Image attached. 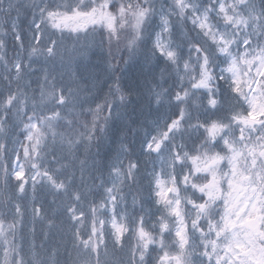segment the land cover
<instances>
[{
  "label": "snow or ice",
  "instance_id": "6c2138e0",
  "mask_svg": "<svg viewBox=\"0 0 264 264\" xmlns=\"http://www.w3.org/2000/svg\"><path fill=\"white\" fill-rule=\"evenodd\" d=\"M188 23L195 35L185 34ZM57 32L107 44L102 99L63 83ZM114 45L129 61L158 54L174 74L170 88L164 70L149 87L156 112L175 111L142 143L161 165L148 174L147 195L130 144L120 148L127 165L99 151L132 103ZM13 136L15 159L0 163V264H264V0H0V153ZM38 189L66 198L70 243L49 246L46 232L37 242L25 223L19 201L29 190L33 217L46 219Z\"/></svg>",
  "mask_w": 264,
  "mask_h": 264
},
{
  "label": "trees",
  "instance_id": "16d2710c",
  "mask_svg": "<svg viewBox=\"0 0 264 264\" xmlns=\"http://www.w3.org/2000/svg\"><path fill=\"white\" fill-rule=\"evenodd\" d=\"M168 2H171V0H168ZM190 29H192V25H190V23L186 24L184 26L185 34L189 36L195 35V32L189 31ZM51 32L52 30H49L48 34L51 35ZM26 37L27 33L24 38L25 46L32 42V39L30 40L29 38V41L26 40ZM52 38L58 41L57 50L58 53L62 54L60 58V55L56 58L55 64L58 73L63 76L64 84L75 85L78 83L80 88L96 89V86L103 81L105 83L111 81L112 73L110 69L111 57L109 56V49L107 44H105L103 48L99 46V36L93 37L89 35L85 37L81 35L79 39H76L65 33L64 38L61 39V34L57 32ZM47 42V36H45L43 43L47 44ZM7 45L8 58L11 59L17 46L11 37L7 39ZM150 47L151 45H149V48ZM112 51L116 55V59L120 62V71H118L116 75L121 76L122 87L133 89L132 96L130 97L132 100L130 105H132V107L129 108V105L126 109V115L114 121L109 133L101 142L99 151L107 163H115L116 159L121 155V160L127 165L129 157L122 154L120 148L121 144L125 146L130 144V158L139 161L141 175L145 177L142 181L144 195H147L151 156L143 154L142 143L146 133L151 132L152 134H156L154 129H156L155 122L157 120L163 123L167 116L175 111L174 108L166 104L159 112H156V105L154 101H151L149 87H154L157 82L161 81L162 70H164L163 79L167 80V83L163 86L165 88H170L173 83L174 74L170 75L166 70V63L163 58L157 59L158 54L157 56H151L150 52L138 54L133 60L129 61L128 53L123 50L122 45L120 52H116L115 45ZM125 61L128 62L125 63ZM33 67H39V65L34 64ZM30 78L35 79L36 77L32 76ZM102 96L103 95H101V99ZM97 102L100 101L98 100ZM162 116L164 119L161 118ZM161 125V129H163V124ZM129 128H131V133L129 132ZM16 139L17 137L13 136V142H6L8 144V153H0V163L8 164L11 160L15 159L12 155V149L14 147L19 148V145L14 143ZM19 139L23 140V137L20 136ZM95 151L96 149H93V152ZM81 159H83V156ZM15 183L16 181L13 180L12 184L14 185ZM9 195H12L14 200L16 199L15 193L12 190H9ZM35 198L37 206L42 205V215H44L46 219L41 220L39 217L34 218L31 209V211H25L24 220L29 228L33 226V223L35 224L37 242L42 240L40 233L46 232L49 233L50 236L49 246H55L56 244L63 246L64 244L70 243L72 222L62 211L63 203L66 201V198L55 196L48 189H38ZM29 199H32L30 190L28 198L19 202L24 207L28 205ZM91 199H93V197H89V201ZM53 200L56 201L55 204H53ZM0 202H7V196L4 195L2 184H0ZM87 206L88 203L85 202V211H87ZM145 207H148V205ZM6 211V208L0 210V214ZM53 216L54 226L49 227L47 218ZM8 220H11L10 216ZM25 236L31 239L27 230L25 231ZM109 247H111L110 242ZM158 254V252L153 253L154 256Z\"/></svg>",
  "mask_w": 264,
  "mask_h": 264
},
{
  "label": "bare ground",
  "instance_id": "6f19581e",
  "mask_svg": "<svg viewBox=\"0 0 264 264\" xmlns=\"http://www.w3.org/2000/svg\"><path fill=\"white\" fill-rule=\"evenodd\" d=\"M25 31H26V33H27L26 40H29V38H30V40H31V39H32V33L29 32V31H27V29H25ZM30 34H31V35H30ZM30 40H29V41H30ZM14 42H15V41H14ZM32 42H33V41H32ZM15 44H16V42H15ZM27 45H28V44H26V46H27ZM16 46H17V45H16ZM61 46H63V45H61ZM59 55H60V56H59ZM59 55H58V56H59V58H60L62 54L59 53ZM58 56H57V57H58ZM109 83H111V81L106 82V83L103 81L101 84H99L98 86H96V89H94V91L99 90V91L101 92V95H103L104 92H107V90H108V89H107V84H109ZM131 107H132V105L129 106V108H131ZM125 113H126V110H125ZM125 113H124V115H126ZM161 118L164 119L163 116H162ZM126 125H127V124H126ZM119 159H122V156H121V155L119 156Z\"/></svg>",
  "mask_w": 264,
  "mask_h": 264
},
{
  "label": "rangeland",
  "instance_id": "374dc122",
  "mask_svg": "<svg viewBox=\"0 0 264 264\" xmlns=\"http://www.w3.org/2000/svg\"><path fill=\"white\" fill-rule=\"evenodd\" d=\"M169 3H171V2H169ZM190 25H191V23H190ZM159 127H160V129H161V125H159ZM161 130H162V129H161ZM177 143H178V141H177ZM118 158H119V157H118ZM118 158L116 159L115 162H117ZM154 165H155V167H156V170H157V171H160V167H161V165H160V161H159L158 159H156L155 155L153 154V155L151 156L150 173H151V171H152ZM24 208L26 209V211H29V210L31 211V209H32V199H29V200H28V205H25Z\"/></svg>",
  "mask_w": 264,
  "mask_h": 264
}]
</instances>
